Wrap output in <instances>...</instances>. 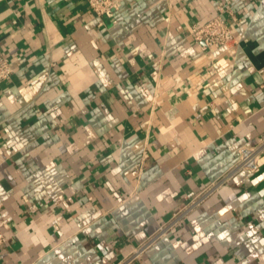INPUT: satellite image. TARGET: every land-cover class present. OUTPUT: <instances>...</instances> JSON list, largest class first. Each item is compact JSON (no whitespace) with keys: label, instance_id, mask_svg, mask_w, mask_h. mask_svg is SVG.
<instances>
[{"label":"crops","instance_id":"0c3cea01","mask_svg":"<svg viewBox=\"0 0 264 264\" xmlns=\"http://www.w3.org/2000/svg\"><path fill=\"white\" fill-rule=\"evenodd\" d=\"M117 1L0 0V264H120L264 138V0ZM128 264H264V156Z\"/></svg>","mask_w":264,"mask_h":264},{"label":"built area","instance_id":"2783aa9c","mask_svg":"<svg viewBox=\"0 0 264 264\" xmlns=\"http://www.w3.org/2000/svg\"><path fill=\"white\" fill-rule=\"evenodd\" d=\"M90 9L98 17H112L115 11L119 8V1L117 0H86ZM219 12L212 17L204 25H194L192 29V36L198 42L207 48H220L224 47L231 50L236 43V36L225 18L226 9L224 6L218 7ZM15 69L14 66L6 55V53L0 48V83L11 79ZM262 79V85L264 87V66L259 70ZM264 156V138L255 145L242 146L239 149V157L234 166L225 173L220 179L213 182L208 188L200 192L190 203L176 215L171 217L170 220L163 223L157 232L145 241L141 246L136 247L132 255L120 264H128L134 258L138 257L154 242L168 233L176 229L180 222L188 215V213L205 202L213 193H215L234 173L240 170L257 171L260 167V160ZM7 241V237L0 228V247H2Z\"/></svg>","mask_w":264,"mask_h":264}]
</instances>
